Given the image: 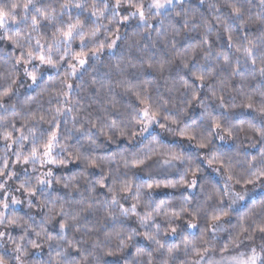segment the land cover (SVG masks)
<instances>
[{"label": "clouds", "instance_id": "1", "mask_svg": "<svg viewBox=\"0 0 264 264\" xmlns=\"http://www.w3.org/2000/svg\"><path fill=\"white\" fill-rule=\"evenodd\" d=\"M0 264H264V0H0Z\"/></svg>", "mask_w": 264, "mask_h": 264}, {"label": "snow or ice", "instance_id": "2", "mask_svg": "<svg viewBox=\"0 0 264 264\" xmlns=\"http://www.w3.org/2000/svg\"><path fill=\"white\" fill-rule=\"evenodd\" d=\"M81 63H83V61H81Z\"/></svg>", "mask_w": 264, "mask_h": 264}]
</instances>
